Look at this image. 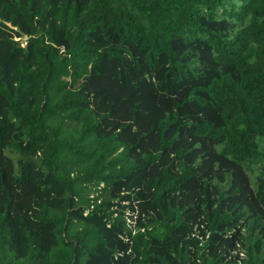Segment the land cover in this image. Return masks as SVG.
Wrapping results in <instances>:
<instances>
[{"label":"trees","instance_id":"trees-1","mask_svg":"<svg viewBox=\"0 0 264 264\" xmlns=\"http://www.w3.org/2000/svg\"><path fill=\"white\" fill-rule=\"evenodd\" d=\"M0 264H264V0H0Z\"/></svg>","mask_w":264,"mask_h":264}]
</instances>
